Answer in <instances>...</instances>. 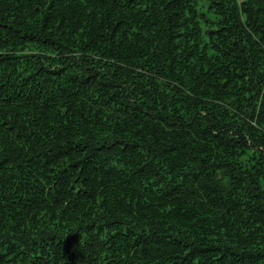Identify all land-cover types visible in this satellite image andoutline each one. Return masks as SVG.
<instances>
[{
    "label": "trees",
    "instance_id": "1",
    "mask_svg": "<svg viewBox=\"0 0 264 264\" xmlns=\"http://www.w3.org/2000/svg\"><path fill=\"white\" fill-rule=\"evenodd\" d=\"M0 264H264V0H0Z\"/></svg>",
    "mask_w": 264,
    "mask_h": 264
}]
</instances>
